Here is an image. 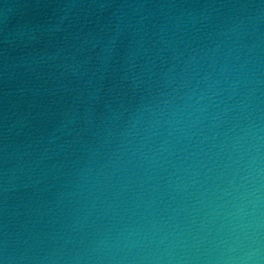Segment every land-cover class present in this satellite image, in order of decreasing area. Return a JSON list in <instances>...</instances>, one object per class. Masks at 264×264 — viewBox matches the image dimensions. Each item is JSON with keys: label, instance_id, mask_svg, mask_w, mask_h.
Returning <instances> with one entry per match:
<instances>
[{"label": "water", "instance_id": "water-1", "mask_svg": "<svg viewBox=\"0 0 264 264\" xmlns=\"http://www.w3.org/2000/svg\"><path fill=\"white\" fill-rule=\"evenodd\" d=\"M0 264H264V0H0Z\"/></svg>", "mask_w": 264, "mask_h": 264}]
</instances>
